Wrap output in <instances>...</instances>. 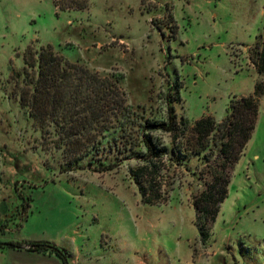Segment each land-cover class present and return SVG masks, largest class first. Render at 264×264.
Segmentation results:
<instances>
[{
    "label": "rangeland",
    "instance_id": "rangeland-1",
    "mask_svg": "<svg viewBox=\"0 0 264 264\" xmlns=\"http://www.w3.org/2000/svg\"><path fill=\"white\" fill-rule=\"evenodd\" d=\"M263 38L264 0H88L67 10L55 0H0V242H50L69 264H264V94L204 242L192 199L210 180L207 162H167L166 201L145 204L128 172L142 146L114 170L64 171L53 126L38 127L21 103L31 86L26 48L51 45L117 80L127 107L145 118L165 120L174 99L190 125L203 115L219 122L230 98L264 83L250 59ZM118 134L112 128L102 143ZM153 136L170 151L166 133Z\"/></svg>",
    "mask_w": 264,
    "mask_h": 264
},
{
    "label": "trees",
    "instance_id": "trees-1",
    "mask_svg": "<svg viewBox=\"0 0 264 264\" xmlns=\"http://www.w3.org/2000/svg\"><path fill=\"white\" fill-rule=\"evenodd\" d=\"M87 3L88 0H55V6L62 10L83 9ZM252 52L251 62L262 75L264 38L253 45ZM23 60L30 70L25 74L31 86L23 89L21 103L28 107L29 116L38 127L47 131L53 126L58 135L56 146L62 148L67 158L64 171L114 170L124 156L142 146L144 152L137 155V164L129 167V176L137 185L142 202L157 204L166 201L172 184L165 175L167 162L176 157L189 159L191 155L207 162L201 173L208 174L210 180L192 199L195 225L201 240H207L210 225L227 197L231 171L255 128L259 98L264 94L262 80L256 81L252 94L230 98L221 121L203 115L190 125L186 119L177 117L171 104L174 99L168 101L166 119L159 122L131 110L117 80L66 60L51 45L38 49L28 46ZM112 128H117L119 134L104 145L101 137ZM155 132L169 136L170 151L154 140ZM110 154L115 155L114 159L104 161ZM88 156L86 165L81 163ZM0 248L53 254L62 264H69V253L50 242L10 240L0 242Z\"/></svg>",
    "mask_w": 264,
    "mask_h": 264
},
{
    "label": "crops",
    "instance_id": "crops-1",
    "mask_svg": "<svg viewBox=\"0 0 264 264\" xmlns=\"http://www.w3.org/2000/svg\"><path fill=\"white\" fill-rule=\"evenodd\" d=\"M0 264H62V262L53 254L0 248Z\"/></svg>",
    "mask_w": 264,
    "mask_h": 264
},
{
    "label": "built area",
    "instance_id": "built-area-1",
    "mask_svg": "<svg viewBox=\"0 0 264 264\" xmlns=\"http://www.w3.org/2000/svg\"><path fill=\"white\" fill-rule=\"evenodd\" d=\"M262 111L264 112V108L262 109Z\"/></svg>",
    "mask_w": 264,
    "mask_h": 264
}]
</instances>
